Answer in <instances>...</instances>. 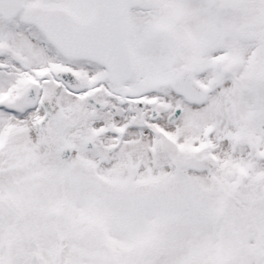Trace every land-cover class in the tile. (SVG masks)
Here are the masks:
<instances>
[{"label": "snow or ice", "instance_id": "1", "mask_svg": "<svg viewBox=\"0 0 264 264\" xmlns=\"http://www.w3.org/2000/svg\"><path fill=\"white\" fill-rule=\"evenodd\" d=\"M0 264H264V0H0Z\"/></svg>", "mask_w": 264, "mask_h": 264}]
</instances>
